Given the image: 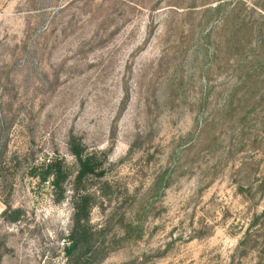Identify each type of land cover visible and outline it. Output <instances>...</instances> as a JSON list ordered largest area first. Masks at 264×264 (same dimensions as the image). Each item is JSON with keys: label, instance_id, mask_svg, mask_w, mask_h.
Here are the masks:
<instances>
[{"label": "rangeland", "instance_id": "1", "mask_svg": "<svg viewBox=\"0 0 264 264\" xmlns=\"http://www.w3.org/2000/svg\"><path fill=\"white\" fill-rule=\"evenodd\" d=\"M70 136L107 156L99 264H264V0H0V264H64Z\"/></svg>", "mask_w": 264, "mask_h": 264}, {"label": "trees", "instance_id": "2", "mask_svg": "<svg viewBox=\"0 0 264 264\" xmlns=\"http://www.w3.org/2000/svg\"><path fill=\"white\" fill-rule=\"evenodd\" d=\"M69 152L74 157L76 170L70 181L72 216L71 226L66 236L63 253L64 264H99L113 249L115 237L110 241L104 227L96 228L90 222V212L95 204L96 194L109 188L110 184L103 177L108 169L107 156L103 151H88L79 137L70 136ZM40 182L50 178V184L55 195V201H60L66 191L65 182L71 176L70 170L61 159L52 158L45 163L39 172H30ZM6 187V186H5ZM3 186V190L5 188ZM5 209L0 216L9 222H15L22 216V210L12 209L7 200L3 201ZM122 219L120 222L122 224ZM124 228L121 241L135 232L139 237L138 223L129 221L122 225ZM1 259V252H0Z\"/></svg>", "mask_w": 264, "mask_h": 264}]
</instances>
